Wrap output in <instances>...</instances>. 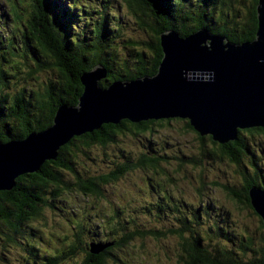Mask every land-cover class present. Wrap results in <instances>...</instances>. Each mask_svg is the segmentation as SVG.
Returning <instances> with one entry per match:
<instances>
[{
  "label": "trees",
  "instance_id": "obj_1",
  "mask_svg": "<svg viewBox=\"0 0 264 264\" xmlns=\"http://www.w3.org/2000/svg\"><path fill=\"white\" fill-rule=\"evenodd\" d=\"M121 1L128 8L138 26L149 34L145 41L131 40L128 43L130 54L123 59L118 58L116 47L113 45L115 41L107 38L105 29L100 25L94 30L93 38L86 42L85 38H80V34L70 33L69 30L72 18L77 16V12L66 6L57 7L60 3H54L51 0H30L31 10L27 11V20L23 21L26 30L24 34L29 35H22L17 48L14 47L15 39L9 38L7 46L2 44L5 40L4 36H1L0 41V140L2 142L25 139L32 132L44 131L53 124L59 107L62 105L77 106L84 90L81 82L82 74L98 65H104L109 72L107 78L100 82L103 87H108L115 81L154 76L158 72L163 57L160 44V35L163 32L175 30L180 36L186 37L202 28H207L236 44L250 42L256 38L258 0ZM243 7H245V13L241 17L240 9ZM213 13L218 14L215 22L212 21ZM19 16L21 19L20 13ZM16 29L13 26V31ZM26 51L30 52L34 63V69L29 75L36 79H39V75L43 73L55 76L47 78L36 89L27 91V88L22 87L17 93H8L6 90H9V84H11L9 80L17 76L19 69L11 68L12 71H6L2 62H7L8 58L12 60L21 57L19 52L26 57ZM174 119L179 118L147 120L138 123L122 120L117 125L105 124L101 129L92 133L74 137L60 148L56 159L47 160L37 172L18 177L13 189L0 191V227L3 225L8 228V231L16 232L21 224L36 220L45 208L54 207L57 198L70 193H76L87 199H103L105 197L104 188L132 170L164 172L161 164L167 162L169 157L161 153L159 155L153 149L140 153L134 159L125 156L124 161L117 163L109 172L98 175L79 171L76 162L80 154L89 155L95 146L105 148L110 143L116 142L121 133L128 132L138 135L150 131L154 124L171 122ZM183 120L187 122L186 126L189 129L195 131L188 120ZM245 132L264 137L263 128H252L241 130L236 141L219 144L214 142L211 136L202 137L198 133L203 143L199 156H191L187 160L179 158L178 165L179 169H182L186 163L197 168L205 159L223 160L227 158L231 160L240 168L239 175L242 178V185L239 190L235 188L237 186L228 184L223 185V188L239 204L255 211L251 204L249 190L254 186L264 189L262 171L264 169L255 158L256 143L254 142L253 145V142H248L243 134ZM206 140L212 143L211 149L206 148ZM244 158L248 160L247 164H244L246 163ZM201 184V190H205L206 183L201 181ZM216 185L220 184L216 183ZM161 208L160 201L156 202L155 209L161 212ZM119 214L118 210H114L111 220L114 217L120 219ZM200 217L199 210L190 212L189 216L183 215L179 217L181 227L169 231L127 230L123 223H120L118 227H116L117 224H113L109 230L110 234L120 231L122 235L113 241H108L112 245L99 254H93L90 251L93 242L89 243L86 246L87 249L83 248L86 250V257L80 264H106L107 259L114 255L113 249H119L136 238L147 236L161 238L167 233H174L179 239L178 262L180 264H264L262 219H260L261 244L256 245L258 238H254V233H249L245 239L237 242V249L231 250L220 247V245L211 248L204 242L205 236L192 226L195 223L192 220L200 219ZM74 227L79 232L83 231L81 223ZM223 229L226 228L217 226L214 229L215 234L229 238L228 231H223ZM76 233L75 242L68 245L65 252H58L47 258V263L57 264L61 259L78 254L81 247L77 243L81 244V241ZM210 239L211 237L207 241ZM249 254L252 258L247 259Z\"/></svg>",
  "mask_w": 264,
  "mask_h": 264
},
{
  "label": "rangeland",
  "instance_id": "obj_2",
  "mask_svg": "<svg viewBox=\"0 0 264 264\" xmlns=\"http://www.w3.org/2000/svg\"><path fill=\"white\" fill-rule=\"evenodd\" d=\"M62 7L77 12L72 18L70 33L80 34L89 42L94 36V30L100 25L105 29L107 38L114 40L118 58L123 59L130 54L131 40L145 41L149 34L141 29L128 8L121 0H51ZM52 3V5H54ZM19 4V5H18ZM16 5L18 7L16 8ZM21 19L19 18V13ZM31 10L30 0H0V41L8 45L9 38L15 39L14 47H18L22 35L26 32L23 21L27 20V11ZM243 17L245 7L240 9ZM211 13V8H210ZM213 20L218 14L213 13ZM58 17V15H57ZM90 23V24H89ZM13 26L17 29L13 31ZM69 27V26H67ZM82 32V33H81ZM14 34V36H13ZM82 36V37H81ZM1 48V46H0ZM18 51V50H17ZM27 56L8 58L3 63L6 71L18 68L15 78H10L9 90L14 94L25 87L27 91L40 87L50 74L43 73L36 79L30 74L34 63L29 51ZM16 65V66H15ZM36 67V66H35ZM183 119L154 124L150 131L134 135L121 133L116 142L107 147L95 146L89 155L80 154L76 166L86 174L98 175L109 172L117 163L123 162L124 157L136 158L140 153L155 150L156 153L167 155L168 161L162 162L164 172L135 169L118 181L107 185L105 197L100 200L84 198L76 193L57 198L54 207H47L36 220L24 222L16 232L8 231L6 226L0 227V264H49L47 258L58 252H65L68 245L75 242L78 231L74 226L81 223L83 231L77 232L81 249L76 256L61 259L57 264H80L86 257V246L89 243L105 244L122 235L109 232L114 225L125 224L127 230H161L179 229V217L189 216L190 212L199 210L200 219L192 220L193 228L204 235V242L209 247H226L237 249V242L245 239L249 233L258 238L256 245L261 244V218L255 211L246 208L232 198L223 185H234L240 189L242 178L240 168L231 160L205 159L197 168L185 164L179 169V158L189 159L199 156L202 141L196 131L189 129ZM248 142L256 143L255 158L264 169V137L258 134L243 133ZM206 148L213 147L209 140L205 141ZM244 164L248 160L244 158ZM264 173V170H262ZM262 182V179H260ZM201 181L206 183L201 190ZM216 183L220 185H216ZM161 203V212L156 208V202ZM154 207V209H153ZM152 208V209H150ZM114 210L120 212L119 217L111 216ZM75 224V225H74ZM221 226L229 233V238L216 235L214 229ZM215 227V228H214ZM211 237L210 241L209 238ZM262 237V236H261ZM78 239V240H79ZM179 239L174 233L165 237L147 236L136 238L119 249H113V256L106 263L131 264H180L178 262ZM110 243V242H109ZM107 244V243H106ZM261 247V246H260ZM240 255H242L240 253ZM255 256V253H254ZM247 259L252 258L251 254Z\"/></svg>",
  "mask_w": 264,
  "mask_h": 264
},
{
  "label": "water",
  "instance_id": "obj_3",
  "mask_svg": "<svg viewBox=\"0 0 264 264\" xmlns=\"http://www.w3.org/2000/svg\"><path fill=\"white\" fill-rule=\"evenodd\" d=\"M256 38L241 44L202 28L186 37L163 32V57L154 76L100 82L108 76L98 65L81 76L84 86L77 106L59 107L53 124L21 140H0V191L11 190L21 175L54 160L71 139L122 120L181 118L202 137L227 144L241 130L264 129V0L257 4ZM251 204L264 224V189L249 190ZM107 244H91L99 254Z\"/></svg>",
  "mask_w": 264,
  "mask_h": 264
},
{
  "label": "flooded vegetation",
  "instance_id": "obj_4",
  "mask_svg": "<svg viewBox=\"0 0 264 264\" xmlns=\"http://www.w3.org/2000/svg\"><path fill=\"white\" fill-rule=\"evenodd\" d=\"M106 264H112V263H106ZM118 264H128V263H118Z\"/></svg>",
  "mask_w": 264,
  "mask_h": 264
},
{
  "label": "clouds",
  "instance_id": "obj_5",
  "mask_svg": "<svg viewBox=\"0 0 264 264\" xmlns=\"http://www.w3.org/2000/svg\"><path fill=\"white\" fill-rule=\"evenodd\" d=\"M66 7L69 9V7H68V6H66ZM104 243H105V242H104ZM106 243H109V242H106ZM106 243H105V244H106Z\"/></svg>",
  "mask_w": 264,
  "mask_h": 264
}]
</instances>
